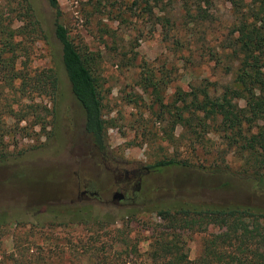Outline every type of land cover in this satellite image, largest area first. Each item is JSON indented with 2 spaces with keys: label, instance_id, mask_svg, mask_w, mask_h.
<instances>
[{
  "label": "rangeland",
  "instance_id": "obj_1",
  "mask_svg": "<svg viewBox=\"0 0 264 264\" xmlns=\"http://www.w3.org/2000/svg\"><path fill=\"white\" fill-rule=\"evenodd\" d=\"M56 1L73 44L94 59L103 97L102 119L109 126L104 151L127 168L152 167L169 159L187 166L148 168L137 194L126 192L131 199L121 205L110 202L116 183L99 158L97 163L91 160L83 115L57 58L52 11L45 0H30L47 37L19 38L17 67L29 74L56 71L58 86L54 94L22 97L16 83L7 88L0 82V264H32L40 253L45 259L56 255L52 264H150L146 252L153 237L171 234L158 211L173 202L264 208V187L256 189L220 174L235 163L227 154H216L226 151L218 135H203L201 145L192 144L193 138L176 126L172 135L179 141H166L167 115L160 116L150 89L144 91L139 84L142 67L151 69L154 79L167 82L160 95L170 105L178 90L190 96L207 82H215L217 88L225 83L228 76L198 54L200 47L217 43L213 39L221 33L216 31L219 21L220 30L224 25L221 31L226 32V4L219 3L209 12L217 19L211 27L185 24L179 36L165 38L160 21L166 10L174 15L175 24L179 16L168 0ZM134 1L135 6H130ZM0 3L3 17H10L6 2ZM198 31L206 33L205 40ZM82 186L99 196L98 202L79 204L91 219L60 224L69 218ZM94 217L100 221H93ZM201 228L176 230L190 261L197 258L204 239L218 232L211 226ZM93 249L99 250L95 258L90 255Z\"/></svg>",
  "mask_w": 264,
  "mask_h": 264
},
{
  "label": "trees",
  "instance_id": "obj_2",
  "mask_svg": "<svg viewBox=\"0 0 264 264\" xmlns=\"http://www.w3.org/2000/svg\"><path fill=\"white\" fill-rule=\"evenodd\" d=\"M10 17L5 16L0 3V82L4 87L16 89L22 97L31 94H54L57 91L58 75L48 70L29 74L17 67L19 52L22 50L19 38L32 35V39L46 38L42 33L30 0H4ZM52 11L51 34L58 44L57 58L83 118V131L91 141L102 148L105 144L104 132L109 127L102 118L103 97L101 83L97 76L91 54L82 52L70 39L60 21L61 13L56 0H45ZM219 3L227 5V27L217 29L219 38L211 47H200L198 56H206L213 61L223 74L228 76L225 83L217 88L215 82L193 89L189 94L176 92L172 104H164L160 92L166 89L164 78L154 79L152 70L142 67L139 84L145 91L150 89L153 104L166 116L168 132L164 138H173V130L179 126L190 135L192 144H202L201 136L218 135L224 142L234 168L226 165L220 174L232 180L249 182L256 189L264 187V0H168V5H176L179 13L177 22L174 15L166 10L160 24L165 38H172L181 26L192 24L194 28L203 25L211 27L217 22L209 12ZM135 1L130 6H135ZM17 24V25H16ZM219 26V27H218ZM220 30V31H219ZM172 35L169 36V32ZM199 32V31H198ZM200 39L205 40V32L200 31ZM210 33V31H209ZM181 34V33H180ZM211 34V33H210ZM179 36V35H178ZM180 38L176 37L175 42ZM208 42L213 41L208 39ZM211 40V41H210ZM197 52V49H194ZM55 56V55H54ZM209 86V87H208ZM178 103L179 106L175 104ZM163 118L161 121H164ZM187 166L184 161L161 160L152 167ZM217 168L213 167L212 173ZM260 190V191H261ZM69 210V209H67ZM77 207L70 209L69 218L64 222L90 220V214ZM89 213V212H88ZM168 222L171 234L158 233L149 243L146 260L150 264H264V208L241 204L197 206L189 202L176 201L158 211ZM128 217V215H125ZM89 217V219H88ZM93 221H100L97 217ZM211 226L218 232L204 239L196 259L190 261L184 244L176 230H193ZM113 241V240H112ZM109 247V246H108ZM112 247V245H111ZM53 252L50 253L52 255ZM99 250L90 252L92 258ZM32 259V264H52L55 257L40 253ZM131 254H135L132 247ZM129 254H126V257ZM57 259V258H56ZM125 264V263H122Z\"/></svg>",
  "mask_w": 264,
  "mask_h": 264
},
{
  "label": "flooded vegetation",
  "instance_id": "obj_3",
  "mask_svg": "<svg viewBox=\"0 0 264 264\" xmlns=\"http://www.w3.org/2000/svg\"><path fill=\"white\" fill-rule=\"evenodd\" d=\"M84 123V118H83ZM88 138L90 143V149L92 152L91 160L97 159L103 163L105 171L112 175L113 180L115 181V187L110 191V202L113 205H121L126 203L127 200H130L131 197L126 192L130 191L131 195H135L140 190L141 176L149 172L147 167L138 165L137 168H127L125 163L122 161L116 160L109 155L108 152L104 151L105 144L102 145V148L97 146L91 141V138L84 133ZM95 164V163H94ZM99 201V196L96 192L90 191L88 188L82 186L81 189L77 192L75 198V204H73L72 209L83 206L79 204H84L86 202ZM85 209V208H84Z\"/></svg>",
  "mask_w": 264,
  "mask_h": 264
}]
</instances>
